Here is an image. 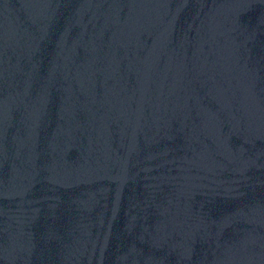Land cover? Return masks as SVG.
<instances>
[{
  "label": "water",
  "instance_id": "water-1",
  "mask_svg": "<svg viewBox=\"0 0 264 264\" xmlns=\"http://www.w3.org/2000/svg\"><path fill=\"white\" fill-rule=\"evenodd\" d=\"M0 264H264V0H0Z\"/></svg>",
  "mask_w": 264,
  "mask_h": 264
}]
</instances>
